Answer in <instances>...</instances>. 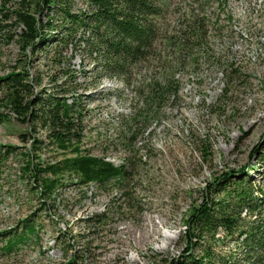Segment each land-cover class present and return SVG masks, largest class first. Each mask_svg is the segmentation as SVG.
I'll use <instances>...</instances> for the list:
<instances>
[{
  "label": "rangeland",
  "instance_id": "374dc122",
  "mask_svg": "<svg viewBox=\"0 0 264 264\" xmlns=\"http://www.w3.org/2000/svg\"><path fill=\"white\" fill-rule=\"evenodd\" d=\"M17 1L0 0V76L19 66L42 80L38 89L75 91L84 148L116 166L126 158L141 163L132 174V199L93 187L83 195L66 182L41 203L30 190L33 180L20 178V156L2 159V146L25 152L32 137L45 141V131L0 108L10 116L0 122V246L27 218L38 227L37 237L10 254L0 253V264H168L183 259L187 212L205 193L215 195L217 178L254 167L247 173L264 190L259 158L264 154V0H169L148 60L126 82L98 80L96 70L77 55H67L60 66L76 72L66 81L42 51L28 49L24 55L15 16H1ZM193 22L199 25L197 37L194 27L188 28ZM172 79L177 93L145 111L147 84ZM27 131L24 144L20 135ZM37 154L44 163L59 158L51 147ZM97 214L102 221L90 222ZM225 242L217 247L222 254L236 250L234 241Z\"/></svg>",
  "mask_w": 264,
  "mask_h": 264
},
{
  "label": "trees",
  "instance_id": "16d2710c",
  "mask_svg": "<svg viewBox=\"0 0 264 264\" xmlns=\"http://www.w3.org/2000/svg\"><path fill=\"white\" fill-rule=\"evenodd\" d=\"M169 4V0H18L13 9L1 16L4 20L15 16L22 53L26 55L28 49L42 51L59 66L66 81L76 72L60 66L67 55L72 59L77 55L96 70L98 80L118 77L126 82L131 71L148 60L159 37V20ZM190 27H194L196 37L200 35L198 24L193 22ZM186 43L181 40V50ZM41 82L19 66L0 76V108L20 123L45 131V141L32 137L25 152H17L19 148L13 145L2 146V159L20 156V178L28 176L33 180L30 190L41 203L51 199L66 182L79 186L83 195L93 187L119 193L129 200L132 174L140 160L126 158L116 166L90 154L84 148L80 125V95L63 86L56 92H46L38 89ZM177 91L178 83L173 79L151 81L142 94L144 110L157 109L164 97ZM9 114L0 113V122L6 121ZM20 137L25 144L30 133ZM49 147L59 158L44 163L37 151ZM259 158L264 166V154ZM2 164L1 160L0 171ZM254 170L247 166L235 174L228 171L213 184L214 196L205 193L202 203L191 206L184 220L186 247L180 255L183 259H172L168 264H264V190L256 187L247 173ZM102 218V214H97L89 221L99 223ZM37 233L35 220L27 218L20 232L16 230L1 240L0 253H12L37 237ZM226 240L234 241L236 250L222 254L217 247ZM196 249L198 252L194 253ZM69 261L75 264L74 260Z\"/></svg>",
  "mask_w": 264,
  "mask_h": 264
}]
</instances>
